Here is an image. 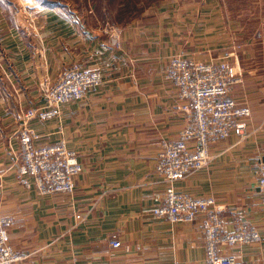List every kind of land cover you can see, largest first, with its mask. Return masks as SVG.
<instances>
[{
	"label": "crops",
	"instance_id": "0c3cea01",
	"mask_svg": "<svg viewBox=\"0 0 264 264\" xmlns=\"http://www.w3.org/2000/svg\"><path fill=\"white\" fill-rule=\"evenodd\" d=\"M30 2V3H29ZM51 0H0V214L23 264H200L202 218L191 224L159 220L166 184L155 173L163 140L186 125L177 88L167 79L171 57L229 63V97L251 111L248 138L211 146V163L175 182L179 193L213 198L223 228H254L261 241L220 253L264 264V204L255 174L264 159V0H158L143 19L89 26ZM34 20V29L29 24ZM77 65L103 83L66 103L50 120L33 119L35 145L63 140L83 167L72 194L42 195L19 182L15 132L41 104L38 83ZM12 150L16 152L12 153ZM115 238L121 245L114 248Z\"/></svg>",
	"mask_w": 264,
	"mask_h": 264
},
{
	"label": "built area",
	"instance_id": "2783aa9c",
	"mask_svg": "<svg viewBox=\"0 0 264 264\" xmlns=\"http://www.w3.org/2000/svg\"><path fill=\"white\" fill-rule=\"evenodd\" d=\"M29 24L32 29L36 27L32 15H29ZM120 37L118 27H108L110 48L119 47ZM166 77L177 88L181 110L187 119L177 140L161 142L155 173L165 182L166 191L164 202L153 215L171 224H191L201 217L205 259L200 264H243L234 256L222 255L220 249L259 243L258 231L240 226L226 232L213 198H193L179 193L174 187L175 182L211 163L213 144L231 136L239 140L248 138L251 133L250 108L228 96L231 86L239 79H234L232 67L227 62H202L181 56L169 59ZM102 83L100 72L77 65L61 71L55 81L44 78L38 83L41 104L23 116L14 133L20 146L16 171L21 184L34 186L42 195L74 192L75 178L83 171L77 155L66 148L63 140L49 146H36L30 122L52 119L59 113L60 106L83 99L90 89ZM12 153L16 152L12 150ZM255 174L264 204V159L258 163ZM14 225L12 216L0 214V264H23L25 259L9 242V230ZM110 245L118 248L121 243L113 238Z\"/></svg>",
	"mask_w": 264,
	"mask_h": 264
},
{
	"label": "rangeland",
	"instance_id": "374dc122",
	"mask_svg": "<svg viewBox=\"0 0 264 264\" xmlns=\"http://www.w3.org/2000/svg\"><path fill=\"white\" fill-rule=\"evenodd\" d=\"M46 1V0H45ZM65 9L76 12L79 19L89 26H120L133 19H143L147 16L144 7L158 0H51Z\"/></svg>",
	"mask_w": 264,
	"mask_h": 264
},
{
	"label": "bare ground",
	"instance_id": "6f19581e",
	"mask_svg": "<svg viewBox=\"0 0 264 264\" xmlns=\"http://www.w3.org/2000/svg\"><path fill=\"white\" fill-rule=\"evenodd\" d=\"M30 3V2H29Z\"/></svg>",
	"mask_w": 264,
	"mask_h": 264
}]
</instances>
